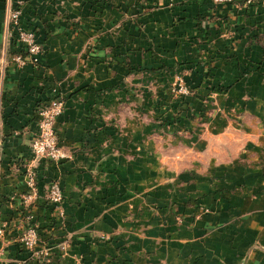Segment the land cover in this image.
<instances>
[{"label": "crops", "instance_id": "obj_1", "mask_svg": "<svg viewBox=\"0 0 264 264\" xmlns=\"http://www.w3.org/2000/svg\"><path fill=\"white\" fill-rule=\"evenodd\" d=\"M22 2L43 51L16 66L0 0V264H264V0ZM176 76L187 130L151 100ZM55 86L68 157L36 163L28 207L36 108ZM31 222L47 255L21 242Z\"/></svg>", "mask_w": 264, "mask_h": 264}, {"label": "built area", "instance_id": "obj_2", "mask_svg": "<svg viewBox=\"0 0 264 264\" xmlns=\"http://www.w3.org/2000/svg\"><path fill=\"white\" fill-rule=\"evenodd\" d=\"M215 4L230 3L233 0H210ZM246 3H252L255 0H245ZM23 2L22 0H9L6 16V31L9 39H15L28 53L24 57L22 54H17L13 59L19 63L26 62L37 63L40 53L43 51L42 45L37 41L36 33L33 29L26 27L22 23ZM182 90V89H181ZM186 91V90H184ZM65 107V102L55 94V97L48 104H43L39 108V132L32 143V151L35 157H43L59 162L61 159L68 156L64 147L61 145L58 132L56 131V120L62 114ZM27 171V193L23 195V202L25 205L30 203L38 196V190L34 178L32 176V169ZM47 201L56 210V214L64 215L63 200L64 193L59 180H52L45 192ZM31 220L32 216H28ZM2 232V229H0ZM22 244L33 253L37 255H47L49 253L50 245H44L41 249L38 245L41 243V236L39 234V226L37 223H30L21 237ZM65 245H62L64 248Z\"/></svg>", "mask_w": 264, "mask_h": 264}, {"label": "rangeland", "instance_id": "obj_3", "mask_svg": "<svg viewBox=\"0 0 264 264\" xmlns=\"http://www.w3.org/2000/svg\"><path fill=\"white\" fill-rule=\"evenodd\" d=\"M13 44L14 47H17V50L15 51L13 57L17 54H22L24 57L28 56V53L27 51L15 40V39H11L10 40ZM12 57V59H13ZM13 62L16 64V66L18 68H22L26 65H29V64H36V63H32V62H26L24 64H19L17 63L14 59H13ZM38 63V62H37ZM167 68V67H166ZM169 68V67H168ZM152 70H155V68L152 67ZM156 81H155V84H157L158 82H160V79L158 78H155ZM164 80V79H163ZM163 82V81H162ZM138 83V82H137ZM167 88H171V92L170 94H168L167 96H164V98H162V96L159 94V91L156 92L155 95H151V100H152V103H162L161 100H165L166 102L168 103H162V104H167V105H172V108L169 110L171 113H170V116L167 117V121L170 120V124H174L175 122V125L178 124V120L177 119H182V117H189L190 114H193L194 112L191 111V112H186L185 113V110H187V106L183 107L182 109L180 108V106H176L175 104H171L172 102L174 101H181L182 103L184 102V99H186L185 97L186 96H189L190 93H189V87H188V84H187V80L182 78V77H175L172 81V83L170 84V81L167 82V85H166ZM182 89V90H181ZM186 90V91H184ZM58 94V96L65 102L66 104V101H65V97L62 95V93L59 91L58 87L55 86V87H52L51 88V91L48 95V97L46 99H44L43 101H41L38 106H37V117H38V132H39V115H38V112H39V108H41V106L43 104H48L49 102H51V100L55 97V94ZM187 101V100H186ZM183 105V104H182ZM175 106V107H174ZM180 108V109H179ZM65 109V107H64ZM154 109L156 110V107H154ZM175 110V112H174ZM199 111V110H198ZM64 112V110H63ZM62 112V113H63ZM160 113V111H158ZM160 115V114H159ZM159 115L157 117H159ZM173 120V121H171ZM185 122H179V126L183 127L185 130H187L188 128H191L190 126L186 127V125L184 124ZM171 126V128H174L176 130V126ZM57 131V130H56ZM38 134V133H37ZM59 135V134H58ZM37 136V135H36ZM60 138V137H59ZM35 139V138H34ZM33 139V141H34ZM32 141V143H33ZM32 143H31V152H32V159L29 160L26 164H25V174H26V178L28 179V176H27V171H29L28 169L31 168L32 170V176L34 178V181L36 183V186H37V190H38V196L35 198L37 199L39 197V188H38V171H37V162L40 161V160H43V159H47V160H51L53 161L52 159H48V158H43V157H35L34 154H33V151H32ZM61 145H62V142H61ZM63 146V145H62ZM67 153V152H66ZM68 154V153H67ZM68 157V156H67ZM67 157L61 159L59 162H56V163H61L64 159H66ZM55 162V161H53ZM27 179H26V184H27ZM26 193H27V189H26ZM44 198H45V201L47 203H49L47 201V198H46V195H44ZM34 199V200H35ZM34 200L30 203L33 204ZM24 204V202H23ZM25 205V204H24ZM29 205V206H30ZM27 206V205H25ZM28 206V207H29ZM54 209V208H53ZM55 210V209H54ZM63 211H64V215L63 216H60V218L64 217L65 216V210H64V206H63ZM55 213H56V210H55ZM30 215V214H29ZM28 215V216H29ZM56 217H59V215L56 214ZM3 228V227H2Z\"/></svg>", "mask_w": 264, "mask_h": 264}, {"label": "trees", "instance_id": "obj_4", "mask_svg": "<svg viewBox=\"0 0 264 264\" xmlns=\"http://www.w3.org/2000/svg\"><path fill=\"white\" fill-rule=\"evenodd\" d=\"M24 211V209H22ZM39 234L40 236H43L44 234L42 233V231L39 230Z\"/></svg>", "mask_w": 264, "mask_h": 264}]
</instances>
